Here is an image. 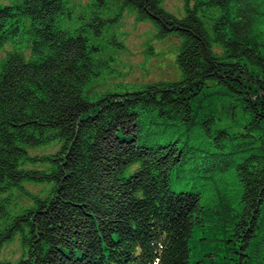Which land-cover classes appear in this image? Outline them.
<instances>
[{"label":"trees","instance_id":"obj_1","mask_svg":"<svg viewBox=\"0 0 264 264\" xmlns=\"http://www.w3.org/2000/svg\"><path fill=\"white\" fill-rule=\"evenodd\" d=\"M161 1L0 0V264H264V0ZM124 9L180 77L86 93Z\"/></svg>","mask_w":264,"mask_h":264},{"label":"rangeland","instance_id":"obj_2","mask_svg":"<svg viewBox=\"0 0 264 264\" xmlns=\"http://www.w3.org/2000/svg\"><path fill=\"white\" fill-rule=\"evenodd\" d=\"M114 5L119 0H113ZM184 0H162L161 6L174 15L183 14ZM136 13L124 9L115 22H110L103 29L99 42L112 59L98 75L86 85V93L109 89L117 93L131 92L159 79L175 80L180 77L176 61L179 37L174 33L158 35V25L149 17L136 19ZM5 47L0 48V57L5 55ZM149 49L148 51H146ZM204 231V230H203ZM202 229L195 227L190 243L192 250L205 242ZM202 238V239H201ZM18 253V245L13 241L6 245L5 256ZM1 256V255H0ZM209 258V255H204ZM201 258L191 257V264H201ZM195 261V262H194Z\"/></svg>","mask_w":264,"mask_h":264}]
</instances>
